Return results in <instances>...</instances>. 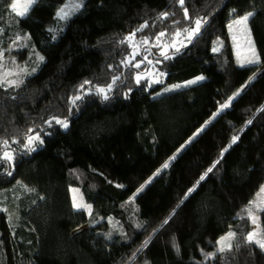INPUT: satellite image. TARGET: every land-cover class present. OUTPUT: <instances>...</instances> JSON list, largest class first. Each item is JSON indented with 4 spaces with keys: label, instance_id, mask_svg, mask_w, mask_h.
<instances>
[{
    "label": "trees",
    "instance_id": "1",
    "mask_svg": "<svg viewBox=\"0 0 264 264\" xmlns=\"http://www.w3.org/2000/svg\"><path fill=\"white\" fill-rule=\"evenodd\" d=\"M14 1L0 0V50L15 64L31 54L43 60L19 86L0 82V156L7 150L15 156L0 161V264H264V250L246 241V206L264 184V69L256 74L264 66V0H186L183 7L178 0H84L61 21L57 13L66 0H39L23 17L11 11ZM249 12L260 63L240 67L227 28ZM196 18L207 20L201 33L162 59L160 70L165 85L206 79L160 96L161 84L146 90L135 84V68L123 64L131 50L145 38L154 48L157 34L171 39ZM143 24L148 27L135 36L141 42H122ZM115 77L108 101L95 95ZM85 81L93 94L80 90ZM78 94L84 99L73 106ZM53 117L67 118L69 127L49 128ZM37 132L44 144L25 154L27 135ZM235 135L239 140L221 158ZM72 187L91 215L73 208ZM258 215L264 238V210ZM229 232L235 233L231 250L218 252L217 241ZM209 253L216 255L209 259Z\"/></svg>",
    "mask_w": 264,
    "mask_h": 264
},
{
    "label": "snow or ice",
    "instance_id": "2",
    "mask_svg": "<svg viewBox=\"0 0 264 264\" xmlns=\"http://www.w3.org/2000/svg\"><path fill=\"white\" fill-rule=\"evenodd\" d=\"M37 3H39V0H27V2L24 3L23 5H18L17 3L13 2L10 5V7H11V10L13 12H15V14L17 16L23 17ZM178 3H179V5L181 7H183L185 5V3H186V0H178ZM81 6H82V0H81L80 3H76V4L73 5V11L79 10ZM18 7L21 8L22 10L18 11L17 10ZM233 11H235V10H233ZM168 15H169V13H167V12L161 13V18L162 19H166L168 17ZM252 15H254V13L249 12V13L243 15V16H240L238 19H234V21H233L234 24L243 26L242 30L246 31L247 34L249 35V37H250V30L247 28V25H248V21H249V19L251 18ZM70 16H71V13L69 11H66L64 8H61L60 11L57 13V17H58L59 20H68L70 18ZM184 18L185 19H189L190 18L188 9L186 7H184ZM177 23H179V22H177ZM193 23H194V26L191 27L190 29H183V31H176L175 34H174L173 40L170 43H168V44H164L163 46L160 45V41L166 35V33L165 32H160L155 37V40H156L157 43L155 45H153V46L161 48V51L159 52V55L163 57V60L172 59V56L169 55V52H168L169 48L174 49L175 53H179L181 51L182 47H186L187 46L184 43V41H179V46H177L178 42H177L176 38L180 37L181 35H184L185 40L187 41V43H192L194 37L198 36L201 33V29H202L203 25L207 23V20L204 19V18H196L193 21ZM146 27H148L147 24L141 25L136 30V32L131 33L127 37V39L125 41H122V42L123 43H131L134 40V38L136 36V33L137 32H142ZM231 27H232V25L230 24L229 28H231ZM52 39H55V36H53ZM233 39H235V37H233ZM141 43H143L144 45H147L149 43V40L147 38H145ZM248 44L250 46L249 50L251 51V57L247 58L245 61H240V67H245L247 65L259 64L260 63V57L255 52L254 45H252V42H251L250 39L248 40ZM213 51L217 52V51H219V49L218 48H213ZM2 55L3 54L0 53V56H2ZM137 55H139V52L134 50L130 54V57L126 58L123 62L127 63V64H129L132 67L137 68V69H139L141 67V63H143L145 61L148 64H152V61L148 60L147 57L144 58V61L133 63V61L135 60V57ZM40 60H43V57H40ZM160 63H162V61H160V60L156 61V64H160ZM5 75H7V74H5ZM165 75H166V73L164 71H162V70H157L156 73L154 74V76L150 75L149 77H146L143 73H137L136 76H135V82H136L137 85H142L143 84V87L146 90L147 88L154 87V85L163 84L164 83L163 77ZM118 79H119V77H115L113 79L112 83L108 84L105 87H96L94 89L95 95L101 96L104 101H108L110 99L109 93H111L113 91V85L116 83V80H118ZM205 79H206V77L201 75V76L196 77L194 80L187 81L183 85L175 84V85H171V86H165L163 88V93L172 92V91H175V90H177V89H179L181 87H188L190 85L196 84V83H198L200 81H203ZM145 81H146V83H145ZM9 84L12 85V86H19L16 81H10ZM88 84H91V82L90 81H85L84 84L80 85V90L82 92H84V95L93 94V90L92 89H87L85 91V85H88ZM161 94H162L161 92H157L156 96H160ZM84 95H80V94L75 95L70 100V103L73 106H76L78 104V102H80V101H82L84 99ZM235 95H239V92H237ZM233 99H235V96L230 97L228 99L227 103L221 104L219 111L222 112L225 109L229 108ZM262 110H264V109H262ZM217 114H219V113H217ZM46 123L48 124L49 128H51L53 126V123L55 125L61 126L64 129H67L69 127V123H68L67 118L60 119V118H57V117H53L52 120H48V121H46ZM248 123H251V121H248ZM202 130L203 129H201L200 131H202ZM29 131L31 132L33 130L30 129ZM238 140H239V135H235V136H233L231 138V143L222 150L221 158L223 157L224 152H227L228 149L232 145L236 144ZM13 143H20V141H13ZM43 144H44V140H43V138H42L40 133L37 132L35 135H27L26 141L24 142V145H23L24 149H25V154H30V153L36 152L38 147L42 146ZM3 145L5 147H7L8 146V141L7 140L3 141ZM171 159L174 160L175 156H173ZM14 160H15L14 154L10 153L8 151H4L2 156H0V161H7V162L12 163V162H14ZM218 163H219V160L215 161L213 163V165L211 167H209L207 169V171L203 175L200 176V181H203L207 177L208 173H211ZM162 167H163V169H167L169 167V163L166 162ZM13 168H14V163H13ZM7 174L10 176V175H12V172L9 171ZM198 184H199V181H197V185ZM194 190H195V188L189 189L188 193L185 196V199L187 198V195H190ZM260 192L264 193V186L261 187ZM73 208H75L77 210L87 209L89 214L91 215V205H86L83 202H78L76 197L73 198ZM261 210H264V209H259L258 208V211H261ZM248 216H249L251 222L254 225H258V217L253 215L251 208L248 210ZM167 222L168 221L166 220L165 223H167ZM234 236H235V233L229 232L225 237H221L217 241V243L220 245V247L218 248V252H224L225 251L224 241H230L231 239L234 238ZM257 237H258V234H257L256 231L250 232L246 236V241L249 244L257 245L259 248L264 250V239L257 238ZM147 243L148 242L145 241V245ZM227 248L229 250H231L232 245L229 243L227 245ZM215 255H216V253H209V254H207V258L211 259Z\"/></svg>",
    "mask_w": 264,
    "mask_h": 264
},
{
    "label": "rangeland",
    "instance_id": "3",
    "mask_svg": "<svg viewBox=\"0 0 264 264\" xmlns=\"http://www.w3.org/2000/svg\"><path fill=\"white\" fill-rule=\"evenodd\" d=\"M84 0H82V3H83ZM15 3H17L18 5H23L24 3L27 2V0H15L14 1ZM81 0H66L65 3L63 4V6L61 8H64L66 11H69L72 14L76 13L78 10L76 11H73V5L76 4V3H80ZM60 8V9H61ZM18 11L19 10H22L21 8L18 7L17 9ZM12 11V10H11ZM60 11V10H59ZM58 11V12H59ZM13 12V11H12ZM15 13V12H13ZM238 19V18H236ZM58 20V19H57ZM61 21V20H60ZM234 20H232L229 24H228V28H227V32H228V37H229V41H230V44H231V49H232V53H233V56L235 58V62L237 65L240 66V61H245L247 58H250L251 57V51L249 50L250 49V46L248 44V40L250 39L249 35L247 34L246 31L242 30L243 29V26L241 25H236L233 23ZM232 25L231 28H229V25ZM247 28H248V25H247ZM249 29V28H248ZM175 34V33H174ZM174 34L171 36V39H168V37L164 36L162 38V40L160 41V45L163 46L164 44H168L170 43L173 38H174ZM158 35V34H157ZM233 37H235V39H233ZM127 39V38H126ZM124 39V40H126ZM135 40H133L131 43H129L130 46H134L135 47V43L138 41V42H141L139 41L137 38H134ZM177 39V46H179V41H184L185 44H187V41L185 40V37L184 35H181L180 37L176 38ZM251 40V39H250ZM157 42L156 40L152 43V47L154 48H149L148 45H144L143 43H141L139 46H136L135 49L131 50L130 54L135 50L137 52H139V55H137L135 57V60L133 61V63L135 62H141V61H144V58L147 57L148 60H151L152 61V64H148L146 61L141 63V67L139 69L135 68L134 69V72H133V82L136 84L135 82V76L137 73H143L146 77H149L150 75H153L156 73L157 70H160V64H156V61L157 60H160L162 61L163 57L159 55V52L161 51V48L160 47H155L153 45H155ZM221 42L219 43H216V45L218 46V48L221 46L220 44ZM142 46V47H141ZM13 50V48H8L7 51H10ZM168 52H169V55H171L174 51V49H171L169 48L168 49ZM0 53H2L3 55L0 56V63L3 64L1 65L0 67V82H3L5 83V85H10L9 82L10 81H16V82H19L25 75H28L30 73H33L34 69H35V66L39 64L40 62V59H39V56L38 54H31L29 55V57L26 58V60L23 62H19L17 61V63L15 64L13 61H6L5 59V55L7 56L6 53H4V50H0ZM130 54L127 55L124 60L126 58H129L130 57ZM11 58V57H10ZM123 60V61H124ZM11 62V63H10ZM123 64H126V65H129L127 63H124ZM124 66V65H123ZM264 69V66H262L261 68H259L258 72L256 74H259L262 70ZM7 74V75H5ZM195 78H193L192 80H194ZM252 81V79L250 81H248L247 83H245L237 92H242L243 89H245L247 87V85ZM146 83V81H145ZM186 83V82H185ZM185 83H181V85L185 84ZM178 84V83H177ZM180 84V83H179ZM175 85V84H173ZM165 86H171V85H165L164 83L161 84V89H160V92L163 93V88ZM105 87V86H104ZM86 91V90H85ZM236 92V93H237ZM235 93V94H236ZM233 95V96H237V95ZM232 96V97H233ZM218 114H215L214 116L211 117V119L208 121H212ZM207 122V123H208ZM60 128L65 131L66 129L62 128L60 126ZM30 134V133H29ZM28 134V135H29ZM36 134V133H35ZM35 134H30V135H35ZM26 140V139H25ZM9 146V145H8ZM40 147V146H39ZM38 147V148H39ZM8 151V150H7ZM4 152V151H3ZM2 152V154H3ZM10 153H12V151H8ZM1 154V156H2ZM171 161V160H170ZM170 161H168L167 163H170ZM163 170V167L160 168L159 171H162ZM157 175V173H155L153 175V177H155ZM152 178L150 179H147L145 181V186L148 185L151 181H152ZM264 186V184L262 185ZM261 186V187H262ZM261 189V188H260ZM260 189L255 193V195L249 200L247 206H246V216L247 218L249 219L250 223H251V231L250 232H253V231H256L257 234H258V237L257 238H261V239H264L260 233V225H259V212L258 211V208L259 209H264V193H261L260 192ZM138 195V193H135L133 195H131L127 200L126 202H124V204L122 205V209H124L128 203L132 202L135 197ZM70 196H71V200H72V206H73V198L76 197L78 202H83L84 204L88 205L87 203H85L84 199H83V195L81 193V191L78 189V188H75V187H72L70 188ZM251 202V203H250ZM251 208L252 210V213L253 215L257 216L258 217V225H254L249 216H248V210ZM75 209V208H74ZM77 210V209H75ZM80 211H84L87 215H89V212L87 209H80ZM262 211V210H261ZM120 212V210H115L113 212H111L109 215H107L106 217L104 218H100L98 222H100L101 220L103 219H112L111 217L116 215V213ZM97 222H94L92 224H86V225H83L79 228V231H82L84 229H87L89 228L90 226L96 224ZM76 231V230H75ZM249 232V233H250ZM248 233V234H249ZM228 233H226L225 235H223L222 237H225ZM68 236H63L61 238H58L54 241H49L47 242L46 244L42 245L41 247L37 248L36 250L26 254L25 256H23L22 258H20L16 263H19V262H24L28 259H30L31 257H33L36 253H39L41 252L42 250L46 249V248H49L53 245H55L56 243H59L63 240H65ZM232 242V239L230 241H224V247L225 249L227 248V245L230 243L231 244ZM220 247V245L218 244V248ZM10 264H14V263H10Z\"/></svg>",
    "mask_w": 264,
    "mask_h": 264
}]
</instances>
